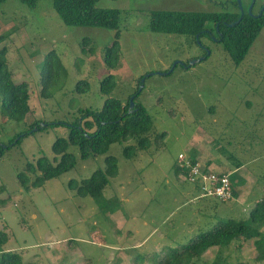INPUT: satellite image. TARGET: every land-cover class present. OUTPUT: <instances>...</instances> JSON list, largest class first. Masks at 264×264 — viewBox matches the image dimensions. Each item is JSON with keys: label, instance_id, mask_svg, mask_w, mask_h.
Segmentation results:
<instances>
[{"label": "rangeland", "instance_id": "1", "mask_svg": "<svg viewBox=\"0 0 264 264\" xmlns=\"http://www.w3.org/2000/svg\"><path fill=\"white\" fill-rule=\"evenodd\" d=\"M235 1L99 0L98 8L119 11L120 60L115 70L107 69L103 62L115 31L64 25L51 0H39L34 8L20 0L0 4V36L4 37L0 48L7 49L12 81L27 83L30 95V110L22 122L0 118V143L7 144L37 120L67 122L79 108L100 109L105 100L100 81L108 74L116 81L110 96L123 102L136 91L138 81L147 77L143 86L139 85L142 93L137 101L152 119L147 150H137L132 159H126L124 145L110 147L108 154L116 158L119 173L110 179L99 203L77 196L68 182L102 170L101 156L78 159L73 170L47 181L40 189L26 191L18 184L17 174L28 162L41 156L52 160L51 146L64 135V128L37 131L6 151L0 157V201H5L0 203V232L8 239L0 254L17 252L25 264H157L165 258L168 247L210 229L219 218L246 217L255 200L264 197L263 161L259 160L254 173L259 189L247 193L239 186L235 190L239 200L233 197L225 203H205L175 168L178 154L188 156L193 143L195 148L204 145L202 135L207 129L221 153L236 149L239 134L246 136L248 126H264V27L238 66L212 35L201 38L200 43L190 36L151 32L148 27L155 10L237 12ZM240 2L247 12L251 0ZM262 6L264 0H255L253 13ZM84 40L90 43L86 47ZM53 50L65 74L52 88L53 95L44 97L40 70L44 57ZM207 50L209 57L184 69ZM173 66L171 74H164ZM81 80L88 82L85 94L75 92ZM241 115L246 116V122L239 121ZM162 133L163 140L158 137ZM229 155L233 162L238 161L239 155ZM247 194L259 198L249 201ZM257 227L264 232V226ZM218 252L217 248L209 249L192 264H211ZM219 253L230 264H264L255 260L252 239H240ZM154 254L161 258H152Z\"/></svg>", "mask_w": 264, "mask_h": 264}, {"label": "trees", "instance_id": "2", "mask_svg": "<svg viewBox=\"0 0 264 264\" xmlns=\"http://www.w3.org/2000/svg\"><path fill=\"white\" fill-rule=\"evenodd\" d=\"M5 1L0 0V4ZM38 1L20 0L30 8H34ZM98 1L51 0V3L64 25L115 31L114 40L105 49L103 56L105 67L109 70H115L120 60L119 11L98 8L96 6ZM234 5L238 10L239 7L236 1ZM240 16L239 10L237 12L221 13L155 10L150 14L148 27L151 32L190 36L200 43H202L201 38L212 35L230 60L238 66L244 60L264 27V12L260 16H252L244 11L241 19ZM85 40L83 47L90 44ZM3 41L4 37L0 36V44ZM6 54L7 49L1 47L0 118L5 122H22L30 110L28 103L30 98L29 87L25 82L14 83L12 81ZM184 69H187L186 64ZM64 74L65 69L60 58L54 50L51 51L44 57L40 70V83L44 97L53 95L52 88ZM141 79L138 81L136 91L123 102L110 96L116 87V81L114 75L108 74L100 81V93L105 96L100 109L79 108L74 119L67 122L37 120L7 144L0 143V157H2L10 148L20 145L24 138L37 131L64 128V135L58 136L51 146L52 160L41 156L35 162H28L24 170L17 174L18 184L26 191L40 189L47 181L73 170L78 159L87 160L101 156L104 158V168L102 170L98 169L88 178L80 179V181L70 180L68 182V187L77 196L90 197L99 203L103 199V192L110 179L116 177L119 173L116 158L108 154L110 147L113 144L124 145L122 147L123 156L126 159H132L137 150H147L151 146L152 119L145 107L137 101L142 93V91H139ZM88 90V82L85 80H81L75 85V92L79 94H85ZM130 98H133V107L129 106ZM158 137L163 140L165 133L158 135ZM191 160L195 162L193 159ZM175 172L185 175V172L178 167L175 168ZM194 188L201 196L200 188L197 185H194ZM232 195L236 197L238 193L232 190ZM201 198L204 201H207V199L211 202L219 201L211 197L201 196ZM0 203L4 204L5 201L1 200ZM257 226H264V197L255 202L246 217L234 218L227 216L226 218H219L210 229L201 230L186 242L177 244L175 247H168L165 251V258L158 263L192 264L209 249L217 248L220 252L222 249L239 242L240 239L253 240V245L257 251L255 260L262 263L264 262V232H260ZM7 239V234L0 232V247L6 243ZM219 252L211 264H230L224 260ZM160 256L154 254L152 258L157 257L159 259ZM137 259L142 261L141 257H137ZM0 264L25 263H23L19 253L2 251ZM153 264L155 263L153 262ZM233 264L248 263L237 261Z\"/></svg>", "mask_w": 264, "mask_h": 264}, {"label": "crops", "instance_id": "3", "mask_svg": "<svg viewBox=\"0 0 264 264\" xmlns=\"http://www.w3.org/2000/svg\"><path fill=\"white\" fill-rule=\"evenodd\" d=\"M209 112L211 113V109L209 110ZM245 119L246 116L241 115L239 121L243 122L244 120V122H246ZM247 121L249 122V119ZM213 122H215V118H213ZM252 122H254L253 118L251 120V123ZM263 129L264 126H262L261 124H258L257 126H248L247 130L244 132V134H247L246 136H243L242 133L239 134V143L237 142L238 147L234 150H224L225 152L221 150V153L220 148L215 143L212 135L207 133L209 132L207 129V132H204L205 136L202 135L204 143L203 146H205L204 148L206 151H202L203 146L200 144L198 148H195V145L193 143L190 145V150L187 155L195 162L200 163L201 165L205 166V168L214 171L215 173L229 175V178L232 179L231 184L233 190H238V187L242 186L243 191L247 190V193H252L259 189V186L257 187V185L259 184L255 177L256 174H254L256 173L255 168L259 166V160L264 162V134L262 135L261 133ZM234 151L237 153V155H239V158H237V155L234 154ZM222 153H226V155ZM229 153L236 155L238 161L236 160L233 162V156L229 155ZM250 167L252 168L251 171L249 170ZM252 177H254L255 179L252 180ZM185 182L188 181L185 180ZM257 198L259 197H256L252 194H247L245 199L254 201ZM234 200L238 201L239 195L236 196ZM204 202H208L209 204L211 201L207 199V201Z\"/></svg>", "mask_w": 264, "mask_h": 264}, {"label": "built area", "instance_id": "4", "mask_svg": "<svg viewBox=\"0 0 264 264\" xmlns=\"http://www.w3.org/2000/svg\"><path fill=\"white\" fill-rule=\"evenodd\" d=\"M178 160V168L185 172L184 178L200 188L201 196L211 197L221 202H228L233 198V187L229 175L215 173L200 163L193 162L184 154H179Z\"/></svg>", "mask_w": 264, "mask_h": 264}, {"label": "water", "instance_id": "5", "mask_svg": "<svg viewBox=\"0 0 264 264\" xmlns=\"http://www.w3.org/2000/svg\"><path fill=\"white\" fill-rule=\"evenodd\" d=\"M254 3H255V0H251V3H250V5H249V7H248V10H247V12H248V14L249 15H252V16H254L253 14H252V8H253V6H254ZM237 4H238V7H239V11H240V19L242 18V16H243V8L241 7V2H240V0H237ZM263 11H264V6L261 8V10H260V12L258 13V15L257 16H260L262 13H263ZM239 19V20H240ZM207 54H209V51H207ZM200 61H202V58H199V59H196V60H193V61H190L189 63H188V65L187 66H192V65H194L195 63H199ZM174 67L175 66H173V68H171V69H169V71L168 72H166V73H164V74H169V73H171L172 71H173V69H174ZM141 84H142V86H143V83H144V79H141ZM139 91H141V88H139ZM129 106L130 107H133V98H130V103H129Z\"/></svg>", "mask_w": 264, "mask_h": 264}, {"label": "flooded vegetation", "instance_id": "6", "mask_svg": "<svg viewBox=\"0 0 264 264\" xmlns=\"http://www.w3.org/2000/svg\"><path fill=\"white\" fill-rule=\"evenodd\" d=\"M262 7H263V6H262ZM262 7H261V8H262ZM260 10H261V9H260ZM259 12H260V11H257L256 13H253V8H252V14H253L254 16H257ZM263 12H264V11H263ZM215 41H216V38H215ZM205 48H206V46H205L204 48L202 47V49H203L204 51H205ZM207 51H208V50H207ZM206 55H207V52H206ZM203 57H204V59H206V58H205V57H206L205 54H204L201 58H203ZM207 57H209V56H207ZM198 59H199V58H198ZM204 59H203V60H204Z\"/></svg>", "mask_w": 264, "mask_h": 264}]
</instances>
